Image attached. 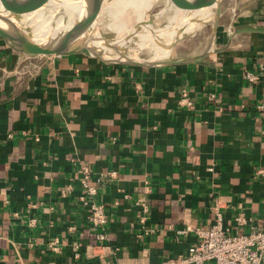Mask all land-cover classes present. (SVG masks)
<instances>
[{"label":"crops","instance_id":"obj_1","mask_svg":"<svg viewBox=\"0 0 264 264\" xmlns=\"http://www.w3.org/2000/svg\"><path fill=\"white\" fill-rule=\"evenodd\" d=\"M206 24L149 66L23 55L0 38V264H160L215 208L232 232L264 229V0H221L201 53Z\"/></svg>","mask_w":264,"mask_h":264},{"label":"water","instance_id":"obj_2","mask_svg":"<svg viewBox=\"0 0 264 264\" xmlns=\"http://www.w3.org/2000/svg\"><path fill=\"white\" fill-rule=\"evenodd\" d=\"M72 1L80 2L82 12L65 29L33 36L32 28L22 25L24 19H33L39 11L50 7L59 8ZM166 1L173 6L174 12L170 23L165 27L151 26L147 29L134 22L111 32H101L99 17L104 2L102 0H0V38L8 47L23 55L82 52L106 62L138 63L149 66L162 61L168 55L171 46L188 34L186 28L194 20L198 10L210 6L211 16L200 20V24H210L207 42L201 53L207 51L213 39L221 0ZM146 20L150 23L151 18L148 17ZM126 31L140 35L136 45L130 44L125 35H122ZM160 39L162 43L157 51L154 49L152 54L146 56L139 54L141 49L151 48V43H157Z\"/></svg>","mask_w":264,"mask_h":264},{"label":"built area","instance_id":"obj_3","mask_svg":"<svg viewBox=\"0 0 264 264\" xmlns=\"http://www.w3.org/2000/svg\"><path fill=\"white\" fill-rule=\"evenodd\" d=\"M245 77L253 81L255 75L245 73ZM213 93L207 95L212 99ZM179 102L190 104L191 101L185 90L179 93ZM210 168V167H209ZM82 177L80 179L84 190L78 196L79 201L86 210V221L90 226L98 227L94 232L96 239L105 237L104 225L106 213L103 205L92 199L95 187L86 183L85 166H81ZM143 205L144 203L141 202ZM223 216L219 209L213 210V220L206 228L194 227L191 229L195 239L188 244L183 255L165 259L160 264H264V229L249 225L248 229L242 231H230L229 227L223 224ZM236 225L246 223L241 214L233 216ZM188 227H180L178 232H185Z\"/></svg>","mask_w":264,"mask_h":264},{"label":"bare ground","instance_id":"obj_4","mask_svg":"<svg viewBox=\"0 0 264 264\" xmlns=\"http://www.w3.org/2000/svg\"><path fill=\"white\" fill-rule=\"evenodd\" d=\"M121 1L123 2V6H127V5L131 6L132 9L130 11L133 13L135 17V22H138L139 25L147 29L152 26L151 23L147 22V20L146 21L144 20L147 17L146 11L154 0H121ZM117 10H115L114 12H116ZM211 11L212 9L210 6L198 10V12L195 14L194 20L187 26L186 31H191L195 27H197L200 24V20L209 18L212 14ZM81 12H82V6L79 1H72L66 3L65 5L59 8L50 7V9H48V14L43 16L42 19L31 20L32 25L30 27L32 28V34L33 36H37L47 31L49 32V31L65 29L70 24H72V22L78 17V15H80ZM39 14L40 11L37 13V15ZM182 14L183 13H181V15ZM124 15L125 13L121 15L122 18L118 17L117 19L112 20V22H114L115 25V30L119 29L120 27L127 26L125 23L126 21H124L125 18ZM181 15L179 17H181ZM27 23L29 24V22ZM22 25H24V27H27V25L24 24L23 22ZM122 35H125L126 40L129 41L130 44H133V46L134 44L136 45L138 43V39H140V35L134 34L130 31H126V33ZM160 43H162V39H160V41H158L157 43L152 42L150 45L151 49L152 50L155 49V51H157L160 48Z\"/></svg>","mask_w":264,"mask_h":264},{"label":"rangeland","instance_id":"obj_5","mask_svg":"<svg viewBox=\"0 0 264 264\" xmlns=\"http://www.w3.org/2000/svg\"><path fill=\"white\" fill-rule=\"evenodd\" d=\"M227 1L228 0H222V5L225 6V3ZM107 9H110V10L107 11ZM131 9L132 8L130 5L123 6V2L121 0H104L102 7H101V10H100V17H99L100 31L101 32L114 31L115 25H114V22H112V20L117 19L118 17H121V15L123 13H125L124 21H126L125 22L126 25L133 24L135 22V17L133 15V13L130 11ZM115 10H117V11L114 12ZM146 12H147V16L151 18L150 23L152 24L153 27H165L168 23H170V20H171L170 18L173 15L174 8L166 0H154L153 3H151V5L148 7ZM46 14H48V9H44L37 16L34 15L33 16L34 18L31 20H36V19L40 20ZM148 17H146V19ZM45 18H47V17H45ZM31 20L30 19H27V20L24 19L23 23L26 24L27 27H30L32 25ZM27 22H29V24ZM206 25L207 26L201 28V31H203L202 32L203 35H205L209 29L208 24H206ZM152 51L153 50L151 48L144 47L143 49H141V51H139V54L146 56V55L152 54Z\"/></svg>","mask_w":264,"mask_h":264}]
</instances>
